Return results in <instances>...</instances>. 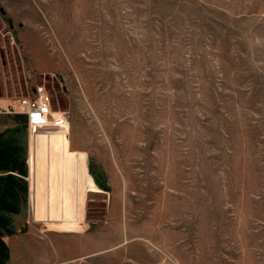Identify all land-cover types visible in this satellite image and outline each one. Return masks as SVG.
<instances>
[{
	"label": "rangeland",
	"instance_id": "374dc122",
	"mask_svg": "<svg viewBox=\"0 0 264 264\" xmlns=\"http://www.w3.org/2000/svg\"><path fill=\"white\" fill-rule=\"evenodd\" d=\"M39 88L110 185L11 264H264V0H0V99Z\"/></svg>",
	"mask_w": 264,
	"mask_h": 264
},
{
	"label": "crops",
	"instance_id": "0c3cea01",
	"mask_svg": "<svg viewBox=\"0 0 264 264\" xmlns=\"http://www.w3.org/2000/svg\"><path fill=\"white\" fill-rule=\"evenodd\" d=\"M11 107L15 104L0 99V264H11L9 256L14 246L10 238H15L18 251L30 253L23 239L39 230L35 223H59L68 232L80 230L84 203L83 195H72L75 178L77 190L82 187L91 193L104 194L110 185L108 178L103 183L104 168L98 161L89 163L86 152L69 148V126L54 123L30 129L27 116ZM40 129L58 135L56 148L35 149L31 133ZM30 173L34 178L32 188ZM96 173L102 174V179Z\"/></svg>",
	"mask_w": 264,
	"mask_h": 264
},
{
	"label": "built area",
	"instance_id": "2783aa9c",
	"mask_svg": "<svg viewBox=\"0 0 264 264\" xmlns=\"http://www.w3.org/2000/svg\"><path fill=\"white\" fill-rule=\"evenodd\" d=\"M11 110H17L23 112L27 116L28 126L32 129L36 125H43L48 122H53L55 117L52 116L50 104L48 99L44 96L43 89H37V96L31 98L30 96L21 97L15 107H11ZM62 118L54 121V123H62L67 120L64 115Z\"/></svg>",
	"mask_w": 264,
	"mask_h": 264
},
{
	"label": "bare ground",
	"instance_id": "6f19581e",
	"mask_svg": "<svg viewBox=\"0 0 264 264\" xmlns=\"http://www.w3.org/2000/svg\"><path fill=\"white\" fill-rule=\"evenodd\" d=\"M64 124H67L66 122H64Z\"/></svg>",
	"mask_w": 264,
	"mask_h": 264
}]
</instances>
